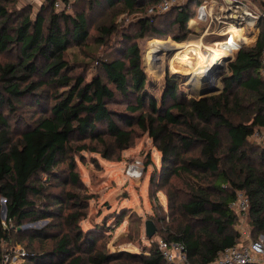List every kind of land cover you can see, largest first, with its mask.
<instances>
[{"label": "trees", "instance_id": "trees-1", "mask_svg": "<svg viewBox=\"0 0 264 264\" xmlns=\"http://www.w3.org/2000/svg\"><path fill=\"white\" fill-rule=\"evenodd\" d=\"M55 1L46 0L33 18L31 6L16 10L15 0H0V56L5 55L0 59V196L7 202V223L0 217V259L9 251L5 246L20 242L29 264H167L158 245L149 255L98 250L94 237L79 229L84 198L65 187L50 188L78 184L74 154L98 150L87 138L103 145L110 158L129 147L138 130L149 132L163 154L164 183L174 174L168 199L177 218L163 239L183 242L193 264L214 261L239 243L240 215L232 206L239 193L248 200L251 233L264 235V146L251 141L256 129H264V31L255 45L236 52L220 93L187 98L179 76L167 72L157 99L150 94L137 40L164 36L168 21L176 26L173 38L182 41L196 0L158 15L172 11V21L140 16L135 34L122 37L127 46L97 60L99 69L88 79L68 55L92 38L87 11L70 13ZM153 1L76 0L73 7L121 5L122 11H134ZM98 29L104 43L118 28L111 22ZM153 47L159 56L161 49ZM120 102L124 109L112 107ZM39 219L48 223L18 230ZM61 223L69 230L50 225Z\"/></svg>", "mask_w": 264, "mask_h": 264}, {"label": "rangeland", "instance_id": "rangeland-1", "mask_svg": "<svg viewBox=\"0 0 264 264\" xmlns=\"http://www.w3.org/2000/svg\"><path fill=\"white\" fill-rule=\"evenodd\" d=\"M192 1L184 0L182 5H187ZM200 1L196 0L194 6L191 4L192 9H195V13ZM43 3H46V0H15L14 2L16 10L31 6L33 8V18ZM84 5L85 3L76 4L74 7L72 5L73 8L71 7L66 10L70 13L83 9L87 11L92 38L87 45L72 48L68 55L70 58L80 62L79 66L81 68L79 69L81 72H85L88 79L99 69L97 60L99 61L103 57L111 58L116 56L121 51V48L127 46L128 42L124 39L122 40V37H129L135 34L137 31L136 23L141 15H146V10L145 8H139L134 11H129L128 9L122 11L121 5L116 8L98 5L87 10ZM158 15H153V17L164 16L169 21H172L174 18L172 11L163 16ZM111 22L118 29L112 35V38H108L103 43L99 38L101 34L98 26ZM187 26L188 31L182 41L173 38L171 33L176 30V26H170L168 21L162 26V29L168 31L164 36L137 40L143 56L144 69L149 79L148 88L150 94L157 99L162 95L165 85L164 78L167 72L179 76L181 80L180 91L187 98L198 96V89L210 85L207 83L209 79H206L208 76H195V78H191L193 73V68L191 67H195V65L192 62L186 64L183 62V58H175L176 51L170 50L166 42L171 40L181 45L188 44V47L182 53L185 54V52H191V44L203 41L206 45L218 46L223 41V37L214 33H205V25H197L192 22L190 24L188 22ZM242 33V37L239 39L237 45L242 40L248 43L252 39L248 30L246 31L247 36L244 35V30ZM149 42L152 48L150 51H148ZM157 42L165 50H162ZM254 44L255 42H250L244 47H250ZM154 45L161 49L159 56L156 55L157 52L154 53ZM235 48L234 46L233 54L225 58L227 65L216 70V73L212 72L210 74L212 79L219 82H216V85L219 87L216 90V94L220 93L224 88L223 78L229 74V64L235 58L237 52H235ZM0 59L4 60L5 55H1ZM112 107L124 109L126 104L124 102L115 103L112 104ZM86 141L93 143L98 150L83 149L74 154L77 165L76 170L79 174L78 184L60 182V184L56 183L54 186H50V188L61 190L65 187L66 189L75 191L84 198L86 215L79 222V229L94 237L98 250L116 255L124 253L149 255L150 251L156 248L157 239L166 235L167 229L175 223L177 218L174 202L168 199V190L175 181L174 174L169 175L168 179H171L169 183H164L165 168L163 167L162 152L155 145L149 132L141 130L136 132L129 147L119 152L115 151L110 158L104 156L103 151L105 147L103 145L89 138ZM251 141L264 146V129H256V132L251 137ZM61 165L64 168L67 167L65 162ZM65 174L64 177L66 176ZM152 179L155 180L152 181ZM5 205H7L6 198L0 196V217L3 224L7 223ZM237 213L239 214V212ZM2 214L5 216H2ZM239 215L240 218L235 225V229L241 235L238 244L248 243L256 239L264 240V235L254 237L251 233L247 213H240ZM56 219L52 222L59 221V218L56 217ZM147 219H152L157 227V231L152 237L146 236L145 221ZM47 223L46 219H39L35 222L18 226V230L29 226L42 227ZM50 225L55 231H60L61 229L62 231L69 230L62 223L57 227L52 224ZM18 247L25 246L20 242H14L10 246H5V249L11 250ZM256 258L264 262V256H257ZM133 262L134 264H139V260H133ZM17 264L29 263L24 259Z\"/></svg>", "mask_w": 264, "mask_h": 264}, {"label": "built area", "instance_id": "built-area-1", "mask_svg": "<svg viewBox=\"0 0 264 264\" xmlns=\"http://www.w3.org/2000/svg\"><path fill=\"white\" fill-rule=\"evenodd\" d=\"M76 0H56L55 6L58 9H70ZM145 1V0H143ZM147 1V0H146ZM184 0H154L146 9V15L152 18L153 15L165 13L173 7L183 4ZM197 21V25H205V33H214L226 39L228 34L237 28H243L244 35L246 31L252 36V43H256L262 31H264V0H201L197 7L195 15L188 21L191 24L192 20ZM258 40V39H257ZM242 40L236 46L235 52L239 51L246 44ZM255 45V44H254ZM253 46V45H252ZM234 52V53H235ZM262 73L264 75V56H263ZM227 65L224 60L210 65L207 68L209 75L212 72ZM212 68V69H209ZM211 70H213L211 72ZM208 79V78H206ZM233 208L241 213H246L248 200L239 193L237 201L232 204ZM157 245L161 251L163 258L167 264H193L187 253L186 246L181 241L169 242L163 238L157 239ZM26 251L23 247L11 249L4 253L0 259V264H17L24 260ZM257 256H264V240L256 239L248 243L236 244L227 247L220 252L219 256L208 264H246L248 262H261ZM264 264V262H261Z\"/></svg>", "mask_w": 264, "mask_h": 264}, {"label": "bare ground", "instance_id": "bare-ground-1", "mask_svg": "<svg viewBox=\"0 0 264 264\" xmlns=\"http://www.w3.org/2000/svg\"><path fill=\"white\" fill-rule=\"evenodd\" d=\"M191 22L195 24L197 23V21L194 19ZM242 30L243 28H237L233 30L232 33L228 34L227 38L221 41L218 46L206 45L205 43H203V41H199L196 44H191V52H185V54L182 53H184L183 51L188 47V44L181 45L171 40L167 41L166 43H168V47L170 48V50L176 51L175 58H183V62H185L186 64L192 62L195 65V67H191L193 68L191 78H195V76H206L210 71H207V68L210 65H214L216 63H219L220 61L224 62L226 57L231 56L233 54L234 46H237V42L239 41L241 33L243 32ZM176 49L180 50L177 51ZM212 71L213 70H211V72ZM208 79L209 80L207 83L209 84H216V82H218L215 79H212L211 75L208 77Z\"/></svg>", "mask_w": 264, "mask_h": 264}, {"label": "water", "instance_id": "water-1", "mask_svg": "<svg viewBox=\"0 0 264 264\" xmlns=\"http://www.w3.org/2000/svg\"><path fill=\"white\" fill-rule=\"evenodd\" d=\"M218 89H219V87L216 84H210L205 88L198 89L197 95L203 96V95H207V94H213V93H216V90H218ZM5 209L7 210V205H5ZM2 216H5V215L2 214ZM145 230H146V236L147 237H152L156 233L157 227H156V224L154 223V221L152 219H147L145 221Z\"/></svg>", "mask_w": 264, "mask_h": 264}]
</instances>
